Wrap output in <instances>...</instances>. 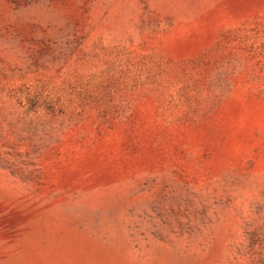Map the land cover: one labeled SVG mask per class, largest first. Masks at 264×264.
<instances>
[{
	"label": "rangeland",
	"instance_id": "rangeland-1",
	"mask_svg": "<svg viewBox=\"0 0 264 264\" xmlns=\"http://www.w3.org/2000/svg\"><path fill=\"white\" fill-rule=\"evenodd\" d=\"M0 264H264V0H0Z\"/></svg>",
	"mask_w": 264,
	"mask_h": 264
}]
</instances>
